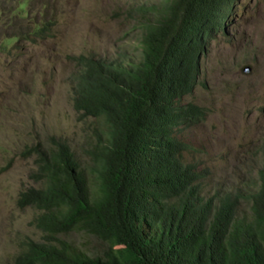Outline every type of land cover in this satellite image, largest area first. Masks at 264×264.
<instances>
[{"label":"trees","instance_id":"1","mask_svg":"<svg viewBox=\"0 0 264 264\" xmlns=\"http://www.w3.org/2000/svg\"><path fill=\"white\" fill-rule=\"evenodd\" d=\"M219 2L139 5L143 43L135 63L82 53L70 59L73 108L106 130L100 142H85L88 164L54 136L21 153L34 157L29 176L40 185L20 189L16 205L35 210L31 222L41 233L19 240L12 264H264V162L253 192L217 189L209 202L200 195L203 172L181 158L163 160L147 144L142 151L149 163L142 164L137 145L143 116L158 112L162 90L173 86L177 92L192 81L194 64L187 57L218 21ZM29 33L54 35L45 24L18 35ZM184 59L165 75L163 65Z\"/></svg>","mask_w":264,"mask_h":264},{"label":"rangeland","instance_id":"2","mask_svg":"<svg viewBox=\"0 0 264 264\" xmlns=\"http://www.w3.org/2000/svg\"><path fill=\"white\" fill-rule=\"evenodd\" d=\"M158 1L0 0V264H12L19 240L41 233L31 222L35 210L16 205L20 189L40 185L29 176L36 169L34 157L21 153L55 136L67 140L88 164L84 138L95 142L93 129L103 128L72 106L69 76L75 66L70 59L81 53L138 59L140 17L131 10ZM229 9L233 13L221 30L203 38L200 82L184 99L194 100L207 114L182 138L196 148L186 159L207 166L213 184L234 188L240 177L232 166L256 170V148L264 147V0H233L222 11L221 23ZM53 19L52 37L18 35ZM246 207L241 201V210Z\"/></svg>","mask_w":264,"mask_h":264},{"label":"clouds","instance_id":"3","mask_svg":"<svg viewBox=\"0 0 264 264\" xmlns=\"http://www.w3.org/2000/svg\"><path fill=\"white\" fill-rule=\"evenodd\" d=\"M160 1L161 0L156 2V4L159 3ZM231 3H233V0H220L218 4L214 5V6H217L215 10L218 11V21L214 24H210L211 26H209L208 31H205L202 33V41L200 45L197 47L195 56L187 57V59H190V61L194 64V70L192 72V75H193L192 81H190L187 85H182L177 92L175 91V87L173 86L169 90H165V89L162 90V94L159 99V102L154 106L158 110V112L151 111L147 115L144 114L140 127H139L140 129L139 135L137 137V145L139 148V152L143 158L142 164L149 163L147 159V153L142 151L143 147L147 144L148 148L157 150L159 152V156L163 160L169 159L170 157L176 158V159L181 158L184 162L191 164L197 171L203 172L204 175H206L205 185H204L205 188L203 191H200V195L204 199L208 200L209 202L210 201L213 202V192H215L217 189L228 190V192H230L231 195H236L237 193L244 194L246 190L253 192L257 188V185L261 178L259 169L261 168L264 162V147L258 146L256 148V154H255L256 157L254 159L256 163H259L258 168L256 170H254L253 167H250L248 169H241L240 168L241 164H236L232 166L231 171L236 172L237 176H239L240 178L236 182L237 185L234 188H227L226 185H221L219 181H216L213 184V177L210 176L209 169L207 168V166L201 167L199 163L194 161L193 159L185 158V156L191 155L193 151L196 150V148L193 147L189 142H186L182 138V132L185 129L190 128L191 125H193L196 121L204 120L207 112L205 111L203 107L196 104L194 100H190V99L184 100V99L186 97L191 96L193 87L200 82L199 81V78H200L199 77V59H200L201 53L203 52L202 50L203 38L207 36L208 34H210L211 31H215V28L221 30L222 25L223 24L225 25V21L228 20V16L231 13H233L232 9L227 10L222 18L223 21L221 23V17L223 15L222 11H224L225 9H228ZM141 4H144L145 6L154 5V4H148L146 2H143ZM138 6L132 9L131 11L138 12L139 17L141 19L142 16H141L140 10L137 9ZM55 23H56L55 19L51 20V22L48 23V25L51 26L52 31H54L53 29H54ZM138 28L141 31V35H143V30L141 29L139 25H138ZM52 36H53L52 34L49 36L43 35L42 37L38 36V38L45 39V38H49ZM194 36H196V33L194 34ZM26 38L34 39L31 37V35L30 37H26ZM141 43L143 42L141 41V37H140V39L138 40L139 47ZM140 54H142L141 47H140ZM140 54H139L138 59L130 60V61L124 57L125 55L122 58H120L118 54H116L115 56L111 58H106V57H102V58L112 59V58L117 57L118 59H123L124 62L129 61V62L135 63L139 61ZM85 55H90V54H85ZM95 57H100V56H95ZM187 59H184L182 62L168 63V64L163 65V69H165V75H167L168 77H171V75L174 72H176L178 68L183 64V62H185ZM248 67H249L248 70H250V66ZM245 68L246 66H244L243 70ZM244 71H247V69ZM77 113L80 114L79 112ZM87 116H90V115H87ZM105 130H106L105 125H103V128L101 129L99 128L93 129V135H95L97 138V140L94 143L101 141L102 137H104ZM55 138H61V137H55ZM61 139H64V138H61ZM87 141H91L89 138V135L85 136L84 138V142H87ZM244 165H248V164L242 162V166ZM157 167H159V165L149 166V168H152V169L157 168ZM157 169L160 170V173L165 174V176L168 174L172 175V173L166 167L157 168ZM240 199L241 201H244L246 203V200L242 198ZM19 209H23V208H19Z\"/></svg>","mask_w":264,"mask_h":264},{"label":"water","instance_id":"4","mask_svg":"<svg viewBox=\"0 0 264 264\" xmlns=\"http://www.w3.org/2000/svg\"><path fill=\"white\" fill-rule=\"evenodd\" d=\"M246 69L248 70V69H249V67H248V66H246ZM246 69H244V70H246Z\"/></svg>","mask_w":264,"mask_h":264},{"label":"bare ground","instance_id":"5","mask_svg":"<svg viewBox=\"0 0 264 264\" xmlns=\"http://www.w3.org/2000/svg\"><path fill=\"white\" fill-rule=\"evenodd\" d=\"M232 14V13H231Z\"/></svg>","mask_w":264,"mask_h":264}]
</instances>
